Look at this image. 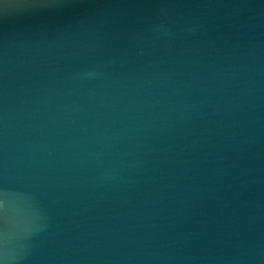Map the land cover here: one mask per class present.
<instances>
[{
    "label": "water",
    "instance_id": "95a60500",
    "mask_svg": "<svg viewBox=\"0 0 264 264\" xmlns=\"http://www.w3.org/2000/svg\"><path fill=\"white\" fill-rule=\"evenodd\" d=\"M0 264H264V0H0Z\"/></svg>",
    "mask_w": 264,
    "mask_h": 264
}]
</instances>
